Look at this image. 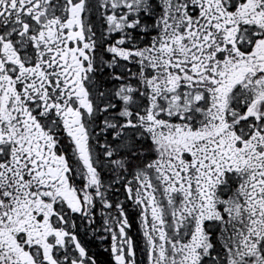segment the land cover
Segmentation results:
<instances>
[{
	"label": "snow or ice",
	"instance_id": "1",
	"mask_svg": "<svg viewBox=\"0 0 264 264\" xmlns=\"http://www.w3.org/2000/svg\"><path fill=\"white\" fill-rule=\"evenodd\" d=\"M0 264H264V0H0Z\"/></svg>",
	"mask_w": 264,
	"mask_h": 264
},
{
	"label": "flooded vegetation",
	"instance_id": "2",
	"mask_svg": "<svg viewBox=\"0 0 264 264\" xmlns=\"http://www.w3.org/2000/svg\"><path fill=\"white\" fill-rule=\"evenodd\" d=\"M134 231H135V226H134ZM94 247H97V245H94ZM103 247H106V245H104ZM98 251L100 252L99 258H100L101 260L106 259V254L103 253V251H102V247L98 248Z\"/></svg>",
	"mask_w": 264,
	"mask_h": 264
}]
</instances>
